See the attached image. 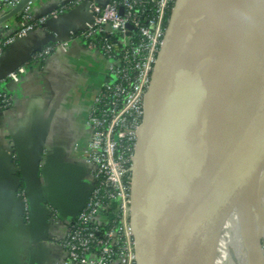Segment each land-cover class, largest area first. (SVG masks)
Returning <instances> with one entry per match:
<instances>
[{
  "label": "water",
  "instance_id": "1",
  "mask_svg": "<svg viewBox=\"0 0 264 264\" xmlns=\"http://www.w3.org/2000/svg\"><path fill=\"white\" fill-rule=\"evenodd\" d=\"M27 1L21 0L0 17V23L15 15ZM214 1L176 0L144 97L131 159L130 225L136 264H176L171 245L177 225L176 239L178 234L184 242L192 240L195 221L179 220L180 205L204 155L217 138L225 136L208 186L198 189L194 207L204 246L194 244L191 252L204 253L205 264H213L219 239L232 214L241 210L264 172V4L254 15L247 34L243 32L235 65L224 87L214 94L204 77L218 67L217 53H213L216 59L208 54L206 43L189 49L188 34L201 6L207 4V10ZM243 1L228 0L227 9ZM51 39L49 34L45 42ZM257 100L261 104L258 110L254 109ZM43 150L42 141L34 143L31 164L16 148L10 152L14 153L19 173L14 191L22 184L31 228L40 225L42 219L48 224L46 205L62 215L50 198L40 193ZM81 187L83 198L68 216L76 215L84 204L88 187L85 182ZM18 198L22 205L21 195ZM22 218L23 211L19 219L25 222ZM47 236L39 233L37 239Z\"/></svg>",
  "mask_w": 264,
  "mask_h": 264
},
{
  "label": "built area",
  "instance_id": "2",
  "mask_svg": "<svg viewBox=\"0 0 264 264\" xmlns=\"http://www.w3.org/2000/svg\"><path fill=\"white\" fill-rule=\"evenodd\" d=\"M20 1L0 0V17ZM33 2L28 0L0 23V55L5 46L44 28L49 18L84 3L88 13L84 28L66 38L51 32L52 39L34 51L31 59L41 64L57 48L78 42L97 66L96 89L85 120L90 135L70 151L87 166L86 198L80 211L71 216L46 205L51 231L44 240L58 248L56 264H136L130 225L131 159L144 97L176 0H55L41 14H33ZM14 16L17 27L3 34L13 25L9 21ZM15 75L11 71L6 77ZM12 102V95L0 84V113ZM21 198L25 212L22 193Z\"/></svg>",
  "mask_w": 264,
  "mask_h": 264
},
{
  "label": "crops",
  "instance_id": "3",
  "mask_svg": "<svg viewBox=\"0 0 264 264\" xmlns=\"http://www.w3.org/2000/svg\"><path fill=\"white\" fill-rule=\"evenodd\" d=\"M54 3L55 0H34L32 12L41 14ZM87 19L86 4L74 6L48 19L44 28L5 46L0 55V81L5 80L0 84L13 98L12 106L0 113V264H56L59 259L57 247L37 239L39 233L48 235L51 231L44 219L33 228L19 219L23 205L14 191L18 176L11 149L22 152L31 164L34 143L43 142L40 193L50 198L62 215L76 210L83 198L81 186L87 166L70 151L74 145L84 144L90 135L85 120L96 89V63L78 42L57 48L41 64L31 56L51 32L66 38L82 30ZM17 20L16 16L11 18L9 24L13 25L3 34L13 31ZM11 71H16V75L8 79ZM260 105L257 100L254 109ZM258 203L264 211V172L239 210L247 218L242 227L247 264L251 248L247 241L248 221L249 217L252 221L250 212L253 206L257 210ZM251 234L259 238L257 264H264L260 244V238L264 240V223Z\"/></svg>",
  "mask_w": 264,
  "mask_h": 264
},
{
  "label": "bare ground",
  "instance_id": "4",
  "mask_svg": "<svg viewBox=\"0 0 264 264\" xmlns=\"http://www.w3.org/2000/svg\"><path fill=\"white\" fill-rule=\"evenodd\" d=\"M227 2L228 0H215L212 2L200 17L191 22L190 29L188 30L191 41L189 49H194L198 44L203 45L206 43L208 44V54L211 53L213 55V53H217L218 67L215 68L212 75L207 76V78L204 77L207 83L214 89V94H219L224 87L235 65L236 53L244 35L243 32L247 34L246 31L251 27L250 23L253 24L254 15L264 4V0H244L233 9H227ZM213 58L216 59V56L213 55ZM217 107H219L218 104ZM224 137L217 138L211 144L208 152L204 155L196 176L187 187L182 198L179 220L182 222L195 221L190 233L194 236L190 242H184L183 238L178 234L176 239L175 235L178 232V225L176 226L171 245V252L175 257L176 264H201V254L193 255L191 252V246L194 244L204 246V237L202 236L201 243L198 239V231L200 232L198 212H196L194 207L198 197V189H206L208 186L215 160L225 140ZM195 185L197 189L193 190ZM254 213H256V210L253 206L250 214L253 215ZM247 230L249 232L247 241L251 247L248 253V262L249 264H257V244L259 238L258 236H254L253 238L251 234L257 232L256 222L251 221Z\"/></svg>",
  "mask_w": 264,
  "mask_h": 264
},
{
  "label": "rangeland",
  "instance_id": "5",
  "mask_svg": "<svg viewBox=\"0 0 264 264\" xmlns=\"http://www.w3.org/2000/svg\"><path fill=\"white\" fill-rule=\"evenodd\" d=\"M207 8V4H203L201 6V9L199 11V17L200 14H202ZM198 18V17H197ZM260 195V194H259ZM263 206L262 204L258 203L257 205V210L256 213L252 215V222H256L257 226L262 227V223H264L263 219ZM245 213V212H244ZM236 220L237 225H231L233 220ZM247 221L246 216L242 213V211L238 212L236 211L235 213L232 214V217L229 220V224L227 228L225 229V232L222 234V238L219 244V248L217 251V255L215 257V260L213 264H247L245 261L244 255L239 254V251H244V233L243 228L244 223ZM234 222V221H233ZM251 222V219L249 217V221ZM198 239L199 242H202V235L198 231ZM243 239V240H242ZM260 244L262 247V250L264 252V240L261 241L260 238ZM201 264H204V254L201 253Z\"/></svg>",
  "mask_w": 264,
  "mask_h": 264
},
{
  "label": "trees",
  "instance_id": "6",
  "mask_svg": "<svg viewBox=\"0 0 264 264\" xmlns=\"http://www.w3.org/2000/svg\"><path fill=\"white\" fill-rule=\"evenodd\" d=\"M17 176H19V173L18 172H17ZM17 189H18L17 192L21 195L22 189H23L22 184L18 185V188ZM28 217H29V213H28V210H27V211L23 212V218L25 219L24 221H26L28 219ZM231 225L234 226L235 224L232 222ZM101 227L104 228V227H106V225L105 224H102ZM238 253L241 254V255H244L245 261L247 260V254H246V252L239 251ZM243 264H245V262Z\"/></svg>",
  "mask_w": 264,
  "mask_h": 264
}]
</instances>
